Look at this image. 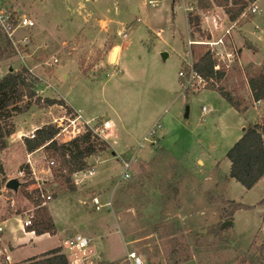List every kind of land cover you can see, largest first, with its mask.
<instances>
[{
    "label": "rangeland",
    "instance_id": "rangeland-1",
    "mask_svg": "<svg viewBox=\"0 0 264 264\" xmlns=\"http://www.w3.org/2000/svg\"><path fill=\"white\" fill-rule=\"evenodd\" d=\"M199 1L0 0V10L33 23L13 34L17 52L0 62V78L9 69L31 70L41 100L14 117L13 134L26 136L48 124L60 133L58 124L65 127L74 116L66 102L80 109L84 119L92 118L91 127L99 128L104 121L114 126L113 137H99L107 148L86 159L87 169L95 173L70 176L72 192L63 193L54 178L61 161L57 156L42 149L31 158L38 176L48 178L43 186L51 197L48 202L54 199L57 215L71 223L65 235L86 236L85 229L92 226L104 236L103 253L94 246L101 261L93 264H129V252L144 264H264V182L246 190L228 177L226 153L242 133L240 116H227L226 110L235 113L204 82L203 87L184 90L178 77L186 62L207 53L232 52L229 67L216 60L227 75L221 85L247 99L244 73L264 60V0L247 5L232 22L207 0L202 1L208 7L198 9ZM253 5L259 13L250 12ZM189 8L200 16L201 35L187 28ZM223 21L232 24L224 46L207 45L222 37ZM189 41L196 43L188 46ZM118 46L121 52L114 63L112 49ZM46 99L62 103L46 106ZM202 107L207 109L204 114ZM253 108L249 101L247 121L260 124L264 108ZM157 123L160 127L150 135ZM13 134L0 151V184L24 157V146ZM55 141L69 142L64 133ZM132 152L136 161L130 163V177L122 179L119 157L127 159ZM50 160L54 164L48 172ZM208 174L216 177L211 185H205ZM26 187L18 190L16 212L34 206ZM93 197L104 207L95 211L83 204ZM235 203L251 207L229 217ZM14 212L0 198V221ZM226 221L232 224L221 228ZM2 239L9 240L7 232ZM57 246L58 238L47 236L8 254L16 264Z\"/></svg>",
    "mask_w": 264,
    "mask_h": 264
},
{
    "label": "trees",
    "instance_id": "trees-1",
    "mask_svg": "<svg viewBox=\"0 0 264 264\" xmlns=\"http://www.w3.org/2000/svg\"><path fill=\"white\" fill-rule=\"evenodd\" d=\"M211 5L223 9L228 21H234L247 5L257 0H207ZM198 9H205L207 4L201 0ZM188 29L192 33L200 32V16L198 13L188 12L186 16ZM16 54L15 48L0 30V62ZM218 65L216 58L209 53L203 55L192 64L194 73L201 78L208 89L219 93L224 102L237 112H244L246 104L250 102L264 101V60L260 66L249 68L244 73L247 99L235 89L229 90L222 86L226 84L227 75L223 66L218 71L214 67ZM38 79L32 76L28 69L21 67L19 70H10L0 78V151L6 148L7 139L14 132V117L25 113L32 104L39 105L40 98L35 95ZM246 99V100H245ZM43 105L59 104L56 100H42ZM58 129L53 125H44L34 131V138H23V146L26 152L31 153L37 149L49 151L57 156L60 167L55 170V180H60L63 193L72 192L73 186L67 185L72 174L87 170V158L98 156L107 146L104 141L93 134L89 128L76 138L66 143L58 144L55 136ZM229 162L228 177L239 183L244 189H251L264 177V117L260 124L247 125L240 138L230 147L226 153ZM62 171V172H61ZM2 173V167H0ZM64 173V174H63ZM36 192L27 198L36 207L33 220L27 231L36 235L53 234L54 224L46 207H42L40 198H36ZM251 206L240 203L233 204L229 217L238 210H247ZM221 227V226H220ZM222 228V227H221ZM17 264H68L64 254L59 248L47 251L40 256L29 258Z\"/></svg>",
    "mask_w": 264,
    "mask_h": 264
},
{
    "label": "built area",
    "instance_id": "built-area-1",
    "mask_svg": "<svg viewBox=\"0 0 264 264\" xmlns=\"http://www.w3.org/2000/svg\"><path fill=\"white\" fill-rule=\"evenodd\" d=\"M189 12L192 11V8L188 9ZM250 12L252 14L254 13H259L260 10L256 7V5H253L250 7ZM229 22V21H228ZM223 32H222V37L217 38L215 41L208 42L207 45H210L212 47H219V46H224L225 38L226 35H229L230 30L232 29V24L229 23L225 24L223 22ZM33 23L31 20L21 16V17H16L14 14L9 12L8 10H0V30L3 32V34L6 36V38L11 42L12 46L15 48V43L13 41V34L19 27H32ZM225 35V36H224ZM123 37H126L123 36ZM196 42H188V46L195 44ZM17 52V50H16ZM216 60L222 61L224 66L227 68L228 62L233 61L234 55L232 52H225V53H220V52H215ZM54 62L57 63V60L54 59ZM192 64L193 62H186L184 65L181 67V70L178 72V77L182 80L181 81V87L186 90L189 87H203V81L201 80L200 77H198L193 69H192ZM219 70V65H216L214 67V71ZM29 73H31V70H28ZM38 93V92H36ZM258 102H255V104H258ZM202 114L207 112V109L205 107L201 108ZM61 121V119H60ZM58 127H60V133L58 132L56 135L59 136V134L64 133V137L67 138L68 141L76 138L80 134H82L85 130V128H89L93 134H95L98 137H104L105 140H108V138L111 137L112 129H114V126L111 122L109 121H104L99 128L97 127H91L90 122H86L81 118V115L79 112L77 114H74L73 118L67 121V126H62L61 123L58 124ZM160 125L157 123L155 124L154 127H152L149 130L150 135H154L156 132V128H159ZM62 128V129H61ZM69 128V129H68ZM34 131L32 130L29 134H27L26 138L32 139L34 138ZM66 141V140H65ZM140 147V146H139ZM120 163L122 165V179H128L130 176L128 175V170L131 162L136 161V157L134 152H132L131 156L127 159L122 158L121 156L119 157ZM54 161L50 160L47 162V171L49 172L50 166H53ZM45 174L47 173L46 171L44 172ZM95 173L94 170L87 169V172L83 174L82 176H92ZM10 179H16L19 182V188L21 187H26L29 195H31L33 192H36V198H40L42 201L41 206L45 205L48 201L51 200L50 195H47L43 191V186H44V180L41 179L36 170L35 167L32 164V160L30 159V154L26 155V159L24 163L17 168V170L9 177H6L2 183L0 184V198H3L5 202H7V207L10 210L15 211L14 212V217L16 219V223L19 227V229L23 232L26 231V228L30 227L32 224L33 220V213L35 210V206H32L31 208L23 209L19 212L17 211V202H16V197L18 195V190L17 192H13L11 190H8L5 188V184L8 180ZM75 183H78L76 181ZM32 189V190H30ZM28 200V199H27ZM29 201V200H28ZM91 204L94 207L96 211L100 210L103 205H100L97 197H93L91 199ZM108 205H110L108 203ZM3 232L2 227L0 226V234ZM64 251V256L67 259L68 264H93L95 263L94 260L96 258L94 257V250L92 249L90 245V240L80 234H75L71 237L66 238L60 245ZM8 246L3 242L0 238V264H12L10 256L8 254ZM127 260L129 264H144L143 260L136 255L133 252H129L127 254Z\"/></svg>",
    "mask_w": 264,
    "mask_h": 264
},
{
    "label": "crops",
    "instance_id": "crops-1",
    "mask_svg": "<svg viewBox=\"0 0 264 264\" xmlns=\"http://www.w3.org/2000/svg\"><path fill=\"white\" fill-rule=\"evenodd\" d=\"M256 3V2H255ZM224 22V21H223ZM118 48V51H117V53H116V58H115V62L114 63H117V60H118V57H119V54H120V52H121V49H120V47L118 46L117 47ZM10 70V69H9ZM66 102V101H65ZM66 104L68 105V107L72 110V112L74 113V114H77V112H79L80 113V109H77V110H75L74 108H72L70 105H69V103L68 102H66ZM252 104L255 106V108H253L254 110H256V107L258 106V107H260V108H264V101H259V103L258 104H255V102H252ZM231 108V107H230ZM232 109V108H231ZM233 110V112L235 113V114H231L228 110H226V115L227 116H231V117H233V119H234V117H237V116H240V117H238L239 118V121H238V124H239V126H240V128H242V131L244 130V128H245V123H249V124H258V122H248L247 121V115H248V110L247 111H245V112H242V113H240V112H237V111H235L234 109H232ZM264 114V112L262 111L261 112V115H260V117L262 116ZM84 121H86V122H90V124H91V122L93 121V119L92 118H90V119H84L83 117H81ZM241 118L243 119V121L241 122ZM34 130V129H33ZM242 134V133H241ZM241 134H238L236 137H235V141L236 140H238L239 138H240V136H241ZM13 135H15V137L19 140V143H20V145H22V147H23V142H22V137H24V134H21V132H17V133H15V134H13ZM114 136V131L112 130V133H111V137H113ZM21 141V142H20ZM23 152H24V157H23V160L22 161H20L19 162V164L17 165V167L19 168L23 163H24V161H25V159H26V155L27 154H30V159L33 157V155H34V153H36V152H39V151H42V149L40 148V149H37V150H35L34 152H31V153H28V152H26L25 151V149H24V147H23V150H22ZM99 156V155H98ZM3 167H5V166H3ZM90 169V168H89ZM4 172V171H3ZM226 176H227V174H226ZM206 180V183H205V185H211L212 183H213V180L214 179H216V177H215V175H213V176H211V174H208L207 175V177L205 178ZM47 181H48V178H46L45 180H44V185L46 186V183H47ZM261 181H263L264 182V177L263 178H261L258 182H261ZM257 182V183H258ZM256 183V184H257ZM255 184V185H256ZM254 185V186H255ZM51 186L52 187H55L56 186V184L55 183H52L51 184ZM77 191H78V189H77ZM54 200V199H53ZM52 200V201H53ZM52 201L51 202H48L49 204H48V206H47V209H48V211H49V214H50V217H51V219H52V221H53V224H54V233L53 234H42V235H36L34 232H32V231H25V232H23V231H21L20 229H19V227H18V225H17V223H16V219H15V217L14 216H12V217H10V218H6V219H4V220H1L0 221V226L2 227V229H3V232L0 234V238H1V240L3 241V242H5V244L8 246V251H11V250H13L14 248H17V247H19L20 245H25V244H30V243H34V242H36L38 239H40V238H42V237H47V236H56L57 238H58V241H59V243H60V245H61V243L66 239V238H68V236H66L65 234H66V232H67V230L71 227V223L67 220V218H63L62 217V214H60V216L59 215H57V206H54L53 205V203H52ZM47 204V203H46ZM45 204V205H46ZM83 204L84 205H89V206H92V204H91V202H90V204H88L87 202H83ZM245 205V204H244ZM103 207H104V204H103ZM94 209V208H93ZM96 211V210H95ZM60 220V222H59V220ZM91 222H94V220H92ZM232 224V223H231ZM4 225H7V227H3ZM85 230H87L86 231V233H85V237H87L89 240H90V244H91V247H92V249L94 250V246H97V245H99V253L100 254H102L103 253V251H102V247H103V244H104V240H103V235L102 234H99L97 231H95V229H93V227L91 226V228L89 227L88 229H85ZM4 232H7V234H8V237H9V240H6V239H2V234L4 233ZM58 235H65L64 237H58ZM73 236V235H72ZM93 245V246H92ZM60 246H57V247H55V248H59ZM104 247H106L105 245H104ZM55 248H53V249H55ZM50 250H52V249H50ZM106 250H107V247H106ZM49 251V250H48ZM45 252H47V251H45ZM45 252H38V253H36V254H33V255H30V256H28V258L27 259H29V258H32V257H37V256H40L41 254H43V253H45ZM10 256V255H9ZM101 255H99V254H97L96 252L94 253V257L96 258V260H94L95 262H99L100 263V261H101V257H100ZM10 259H11V256H10ZM27 259H25V260H27ZM121 259H123V258H116V259H114L113 261H118V260H121ZM25 260H23V261H25ZM23 261H20V262H23ZM113 261H111V262H113ZM20 262H17V263H20ZM12 264H14L13 262H11ZM16 263V264H17Z\"/></svg>",
    "mask_w": 264,
    "mask_h": 264
},
{
    "label": "water",
    "instance_id": "water-1",
    "mask_svg": "<svg viewBox=\"0 0 264 264\" xmlns=\"http://www.w3.org/2000/svg\"><path fill=\"white\" fill-rule=\"evenodd\" d=\"M115 50H116V47H114V48L112 49V55H111V57L114 56V54H115ZM162 56L164 57V54H162ZM10 70H11V69H10ZM10 70H9V71H10ZM18 187H19V182H18L16 179H10V180H8V181L6 182V184H5V188L8 189V190H11V191H13V192H17ZM230 225H231V221H226V222H223V223L221 224V227L224 228V227H226V226H230Z\"/></svg>",
    "mask_w": 264,
    "mask_h": 264
},
{
    "label": "bare ground",
    "instance_id": "bare-ground-1",
    "mask_svg": "<svg viewBox=\"0 0 264 264\" xmlns=\"http://www.w3.org/2000/svg\"><path fill=\"white\" fill-rule=\"evenodd\" d=\"M117 51H118V48L116 47L115 54H114V56H112L113 61H115Z\"/></svg>",
    "mask_w": 264,
    "mask_h": 264
}]
</instances>
